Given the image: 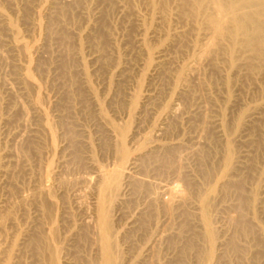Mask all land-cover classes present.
I'll return each instance as SVG.
<instances>
[{
  "label": "bare ground",
  "instance_id": "bare-ground-1",
  "mask_svg": "<svg viewBox=\"0 0 264 264\" xmlns=\"http://www.w3.org/2000/svg\"><path fill=\"white\" fill-rule=\"evenodd\" d=\"M2 1L0 0V44L7 45L9 52L12 53L25 51L26 45L19 39L14 23L3 11ZM4 1L9 4L14 13L23 12V9L19 10L15 7V0ZM25 2L28 6L33 4L32 1L30 3V0ZM38 6L40 10L37 11V14L41 15L43 10L48 17L47 26H45L49 33L48 37L56 44L58 43L62 49L64 58L61 68H59L60 65L57 66L59 75L55 76V82L62 89L64 99L68 102L76 94L81 103L85 105L87 98L85 99L84 94L86 92L89 95V100L97 105L96 95L90 86L87 71L84 69L80 52L82 48H75L74 41L77 42L75 44L82 46L81 40L85 38L88 41L91 40L93 43L91 44L94 46L106 44L116 51L114 43L111 45V42L108 43L109 38L110 41H115L114 37L112 39L113 32L111 31L113 29L109 27L112 16L126 30L137 32L131 48L146 54L143 64L146 68L144 69L149 73L148 76L153 79L158 78L161 82L166 79L171 81V94L155 118V127L153 126L150 134L141 136L142 139L139 138L140 136L138 137L141 142L136 138L138 129L131 133L127 129L116 126L102 113L99 114L100 119L104 122L103 126L106 127V133L108 132L113 140L109 146L113 155L112 162L106 165L90 163L94 170L93 175L89 179L86 178L87 181L83 178L84 181L81 180V183L83 182L89 187L88 192L91 193L89 198L85 196V193L82 194V191L87 190L85 189L86 185L81 184L85 186H83L85 190L82 189V191L77 186V184L80 185V180H77L78 183L76 182V189L78 187L79 190L72 189L75 181L70 184L65 182L66 180L63 181L66 187L70 186L71 188H69L74 191L73 201H75L76 207L80 211L83 208L85 210L82 229L90 240L91 254H88V257L80 255L81 257L78 260H73L74 262L66 259V256L62 259V264H146L150 261L148 259L152 255L156 243L161 240L168 242L172 239L176 240V237L178 239L182 237L180 240L184 239L182 249L178 248L181 249L179 251L181 257L180 253H177L181 263L183 256L185 258L191 255L195 258V264H222L225 255L230 252L235 255L238 264H264V227L257 220L258 213H264V161L262 165H257L255 161L256 155L260 151H264L261 134L264 128V87L260 83V81H264V0H51L50 3L48 0H39ZM76 16L86 21L87 28L85 27L84 31L71 33L73 27L70 29V26L75 22ZM34 25L36 24L34 23L32 26ZM2 33L9 37L10 42L3 38L4 34L2 35ZM106 34L109 38H106ZM157 43L160 45L158 46ZM152 44H156L158 47L153 50ZM1 49L3 50V48ZM5 51H0V60L6 63L11 58L5 54ZM180 54L181 56L185 54V59L182 60ZM16 55L14 54L11 68L15 77L12 78V81H3L6 94L14 99L16 96L19 97V91L22 95H28L29 90H33L34 93L38 91V85L29 72L30 62L27 60L26 65H19L16 63ZM142 56L144 55L142 54ZM95 62L97 63L99 60L96 58ZM118 73L122 75L123 70H118ZM210 73L220 77L222 82L220 88L205 80L207 74L210 75ZM231 78L234 79L233 84L230 83ZM246 82L250 84L247 86ZM110 83L108 80V88ZM232 86L246 94L257 91L259 97L246 103L244 98H240V95L236 97L232 95ZM154 94L152 95L154 96ZM152 95L151 93L144 95L145 97L141 99L138 95L131 98L129 115L132 116V114L148 108L152 102L151 99L153 100ZM219 95L222 96L221 103L218 102ZM183 100L189 102V104L185 103L188 104L187 107L181 104ZM14 103L15 107H11L8 114H13L15 110L24 118L27 114L25 103L21 101ZM37 105L38 103L35 102L34 110L40 113ZM29 113L27 115L31 114ZM228 113L231 115L230 117H228ZM10 116L7 117L12 119ZM15 116L17 117V115ZM28 117L21 118L23 125L29 121ZM8 118H5V121ZM185 122L191 125L192 133L190 132V134L193 136L187 132L191 136L188 140L174 138L177 126ZM173 125L176 127L173 128ZM68 127H66L68 134H70V130L75 133V130ZM26 130L11 132L9 135L11 141L19 144L36 139L39 141L40 131L50 133L46 125H42L38 131L35 129L26 132ZM129 142L133 143V148L128 146ZM13 143L11 144L14 145ZM70 144L72 145V143ZM30 145L33 146L32 142ZM145 146H148L149 153L141 154L143 151L140 153L139 149L145 148ZM35 148L38 150L37 146ZM13 149L5 151L3 156H1L3 153L0 154V173L4 177L14 176L21 165L23 167L22 163L25 159L22 160L23 156ZM188 160H193L196 163V175L193 174L194 171L187 170ZM170 174L171 179L167 181L165 176L168 178ZM160 188L166 192L165 199L163 198L164 202L161 203L165 219L173 221L174 219H169V216L172 217L171 214L176 212L170 203V198L178 197L181 200L183 222L180 223L182 229L178 233L173 228L177 234L172 229V225L169 226V230L168 226L164 228L162 224L164 229L158 233L156 231L157 234L152 237L150 246L148 245L146 251L144 250L146 255L142 259H135V257L133 259L124 252V247L120 244L123 234L119 231L120 228L119 230L115 228V224L124 213L125 201L132 194H143L147 199L144 201L148 204H145L144 201L143 204L148 205L149 208H146L148 214H145V206L142 204L144 207L141 206L138 210L141 215L138 216V219L141 220L140 217L144 215L141 225H145V215L148 219L149 213L152 214L150 221L155 217L153 212L157 211L156 216H158L159 200L155 199V191ZM64 189L68 190V188ZM46 193L39 189L34 198L35 200L48 198L42 202L44 203L41 204L42 206L40 205L44 212L48 213L52 212L50 208L52 209L51 205H54L50 200L51 197ZM191 194L193 198L190 197ZM226 197H232V202L224 201ZM85 198L88 200L85 201ZM192 199L195 201L194 206L188 207L186 204ZM171 202L173 201L171 200ZM6 204L9 206L8 203ZM8 208L10 209V207ZM8 208L3 203L0 204V220ZM223 214H227L230 218V225H232L230 229L232 230L228 231L225 229L226 227L223 228V224L219 226L222 221L218 223L217 218L220 219L219 216ZM136 215L135 213L134 216ZM193 218L195 220L197 218L196 223ZM150 221L148 223H151ZM130 224L132 225L130 226ZM134 224L131 220L130 227H128L135 229ZM140 224L138 223L139 226H141ZM135 225L137 228V224ZM146 228L143 227L145 233H147ZM2 229L0 227V231ZM134 229L132 230L134 231ZM53 233L52 229H49L46 236V231L42 229L37 235L29 234L27 242L24 241L26 247V243H29L30 247H28H32L33 249H31L37 253L39 264H61L60 252L51 242ZM25 234L26 232L24 237ZM3 245L0 244V264H17L18 262H11V256ZM157 253L156 255H158ZM18 256L20 258V255ZM16 259L18 260L17 257ZM227 259L229 260V258ZM17 260L14 259V261Z\"/></svg>",
  "mask_w": 264,
  "mask_h": 264
},
{
  "label": "rangeland",
  "instance_id": "rangeland-1",
  "mask_svg": "<svg viewBox=\"0 0 264 264\" xmlns=\"http://www.w3.org/2000/svg\"><path fill=\"white\" fill-rule=\"evenodd\" d=\"M25 1L23 0L14 1V5L17 9L19 10L23 9L22 10L23 12H21L20 14L14 13L12 9L10 8L9 4L6 3L4 0L2 1L3 3L1 2V7L3 11L7 14V16L14 23V26L16 27L15 28L16 32L18 33L17 35L19 39L26 45V48H25V51H19L16 53H12V52H9L10 50L8 49L7 45L3 46L0 44L1 45L0 49L3 48V50L1 49L0 51L6 50L5 54L9 55V57L11 58L7 60L8 62L6 63L0 60V63H1L0 64V148H1L0 150L3 151V152L1 151L0 154L3 153L1 155L3 156L9 149L15 148L16 150L13 149L15 152L20 153L19 155L25 157L23 158L20 156L22 160L25 159L24 162L22 163L23 167L22 165H21L22 168L20 167L22 171L19 168V170L14 174V176L10 175V176H5V177L4 175H2V173H0V202H1L0 204L3 203V205H6L7 208L10 207V209L8 208L6 210L7 214L5 213L2 216V219L0 220V223H1L0 227L3 228L1 230L2 231L1 234L3 235L0 234V242H1L0 244L1 245L4 244L3 246L7 248V249L6 248L4 249L7 250V252L11 256V262L12 261L18 262L19 264L20 263L21 264H39V259L36 257L37 253L34 252V250H32L33 249L32 247H31L32 249L29 248L30 247L29 243H26L27 245L26 247L24 245L25 243L24 241L27 242L29 234L31 236L32 234L37 235L39 231L43 229V231H46V236H47L48 230L52 229V232L54 233H53V238L51 242H52V245H54L59 250L60 252L59 258L62 264V259L65 258L66 256H67L66 259H68L69 261H73V260H78L81 256L88 257L91 254L90 240L88 239L87 236H85V234L83 233L84 230L82 229L83 227L82 219L84 218L83 216L85 215V212H84L85 210L83 208L80 211L76 207L75 201H73L74 200L73 190L74 189L79 190L80 188V190L82 191V189L83 190L87 189L86 191H82L83 192L82 194L85 193V196L89 198L91 194V193L89 194L88 192L89 187L87 186V184L83 182L81 183V180L87 181L93 175L94 170L92 169L91 167L92 165H90V163L95 162V164L97 165H106L107 163L112 162L113 155L111 154V150L109 146L111 145V142L113 140L109 136V133L108 132L106 133V127L103 126L104 122L100 119L101 113L103 114V116L111 120V122H113L116 126L127 129L131 133L134 130L138 129L136 138L137 140L139 138L142 139L144 135L150 134L152 129L155 127V118H157V115L162 110L161 107L167 101V99L169 98L171 94L170 93L171 92L170 90L171 81L166 79L163 82H161V80L159 81L158 78L153 79L148 76L149 73H147V70H145L146 68L144 67V64H143L144 60L146 59L145 57L146 54L140 52L139 50L134 51L131 48V44L133 43L134 36L137 35V32L134 30L132 31L126 30L120 24V22L116 18H113L112 16L111 20L109 21V27L113 29V31H111L113 32V35H114V36L112 35V39L114 37L115 41L114 42L112 40L110 41L108 34H106L107 35L106 38H109L108 43L111 42L110 45L114 43L113 45L115 46L116 51L115 50L113 51L111 47L109 48L108 45L106 44L94 46L92 45L93 43L91 42V40L88 41V39H85V38L81 40L82 46L75 44L77 42L74 41L75 48L76 47L82 48L80 49V52L83 58L84 69L87 71V75L90 81V86L96 95L97 105L92 100H89V95L86 92L84 94L85 99L87 98L85 105L81 103L78 95L76 94H75V97L73 99H70V101L68 102L66 99H64V94H62L63 93L62 89L55 82L57 75H59V71L57 72V66L60 65L59 68H61L62 59L64 58L62 56V49L60 48V45L58 43L56 44L54 40H51L48 37L49 33L47 32L46 27H45L47 26L48 17L45 11L42 10L41 15L37 14L40 10L38 9L39 0L38 1L30 0V3L31 1L33 3V4L28 3L30 4V6L26 5ZM48 2L50 3L51 0H48ZM35 3L37 6L35 5ZM25 5H26V8L24 9ZM24 10H26V12H24ZM12 12L14 13V15ZM74 20L75 22L72 23V26H70V29L73 27L71 29L73 32L71 31V33L78 32L81 30L84 31L85 27L87 26L86 21H84L79 16H76V19L74 18ZM33 22L36 25L32 26L34 24ZM123 28L125 29V31ZM3 34L4 33H2V35ZM3 38H5L6 40L9 37H6L4 34ZM8 40L10 42V39ZM157 45L159 46L160 43H157ZM157 45L152 44L151 48L153 47L152 49L154 50L155 47H158ZM20 52H23V53H20ZM14 54L15 55L17 54L16 55L17 64L23 66L27 64V60L28 62H30V69H29L30 75L32 76L36 84L38 85V91L36 93H34L33 90H29L28 95H22L20 94V91H19L18 92L19 97L16 96L15 99L11 98L10 96L6 94L5 89H4V84H3L4 80L12 81L13 80L12 78L15 77L13 75V69H11L13 59H14ZM142 54L144 56H142ZM184 55L185 54L181 56L180 54V58H182V60L185 59L186 57V55L185 56ZM96 58L97 60H99V62L97 63L95 62ZM118 70H123L122 75L118 73ZM108 80H110L111 82L109 88L107 87ZM205 80L209 84L211 83V85H215L218 88L222 86L221 79L216 74H211V73L210 75L207 74V76L205 77ZM230 83L231 84L234 83L233 78L230 79ZM260 83H261V86L264 87V84H263L264 81H260ZM246 84L248 86V84L250 83L246 82ZM238 91H239V88L237 89L232 86V95H234V97L240 95V98L242 99L244 98L243 100L246 103H250V101L256 100L259 97V94L257 91H253V93H251L252 95L250 93L246 94L245 92H242V91L238 92ZM150 93L151 95L155 93L154 96L152 95L153 100L151 99L153 103L151 102L148 108L144 109L145 111L144 110L141 111L142 113L137 112L134 115L132 114V116L129 115L130 99L133 98L135 95L140 96V99H141L145 97L144 95H147ZM220 96L221 95L218 96L219 103H221V100H222V96L221 97ZM13 100L14 102L21 101L25 103L24 105H25L27 114L28 112L31 113V114L29 113L31 116L27 114L26 116H24V118H27L29 116L28 117L29 121L25 125H23L21 121L24 119L23 115H21L18 111L14 110V113L17 112L15 113L17 117H18V114L20 115L19 116L20 118L18 117L19 119L15 115H13L14 113L8 114L9 109L11 107H15L14 105L15 103L14 102H13L14 104L12 103ZM35 102L38 103L37 106L40 109V113H37V111L34 110ZM185 103L189 104V102H186L184 100L181 104L182 105L184 104L185 106L184 105L183 106L187 107L188 104H185ZM182 105L181 107H183ZM99 110H101L100 113H99ZM229 113L231 114V112ZM230 114L228 117L231 116ZM10 115L12 116L13 120L11 118L10 119L8 118ZM5 118H8V119L5 121ZM42 125H46L47 128L50 130V133L48 131H45V132L40 131V133L38 134L39 141H37L38 139L31 141L33 146L30 145L31 142H28L29 144L25 142L22 144L21 143L19 144L18 142L13 143V141H11V138L9 137L11 132L14 133V131L16 132L19 130H26L27 128L28 129L26 130V132H30L35 129L38 131ZM181 125L180 126L178 125L179 127L177 126L174 138L179 137V139L185 138V140L186 139L188 140L189 137L193 136V134H190V132L192 131L190 130L191 125L188 124L187 122ZM66 127L75 130V133L73 132L74 134L72 133L71 130H70L71 132L69 131L70 134H73L75 136L73 135L71 136L70 134H68V131H66ZM175 127L176 125H173V128ZM262 130L263 132L261 134H262V139L264 143V128ZM185 134H187L188 136ZM187 142L188 141H186V143ZM11 143H13L14 145H12ZM70 143H72V145ZM36 146L38 150H36L35 148ZM128 146L130 148L134 147L132 142H129ZM145 150L146 151L148 150V146H145V148L141 147L139 149L140 153L142 151L144 152ZM36 151H39V152H36ZM146 151L144 153L142 152L141 154H148L149 151L147 152ZM21 153H24V154L22 155ZM256 156H257L255 158L256 164L262 165L264 161V151H260ZM187 165H186L187 170L189 172L194 171L193 174H195L196 173L195 171L197 169L196 163L193 160H188ZM24 167L26 168L24 169ZM165 178L167 179V181H169L171 179V174L170 176H168V178L166 176ZM77 180L78 181L80 180V183H79L80 185L77 184L78 183ZM61 181L68 182L69 184L74 183L75 181L74 183L75 188H73L74 185H72L73 190H71L70 186L66 187L65 186L66 184H64L63 182L64 184L63 185ZM76 184L79 187V188L77 187V189H76ZM81 184L86 185L87 188L83 185L85 187L84 189V187ZM64 188H68V190L70 191L68 192V190ZM39 189L43 190L45 193L47 192L46 194L51 197L49 198L53 202V205H54V206L51 205L52 209L50 208L52 212L50 211L48 213L44 212V209L40 207L41 204H44L42 202H45L48 198L47 199L38 198V200L40 201L35 200L34 197L36 195V192ZM161 190L165 192L164 189H161V188L155 191V199L157 201L159 200L158 205H157L158 206L157 208L158 216H156L157 211L153 212V216L155 213V217L152 216L153 218H155V220H153V218L151 219V221L149 220L150 216L152 215L150 213L147 219L146 215L148 213L146 212L148 211L146 210V208H149V207L148 205H146L147 206L146 207L143 204L144 200L147 201L146 197H144L145 195L138 194L139 195L138 196V195L132 194L128 196L126 200L127 202L125 201L126 204H124L123 206V212L126 214V216L124 213H122L118 219V222H116L115 224V228H117L118 230L120 228L119 231L121 232V234H123V237L121 238L122 241L120 240V244L124 247V252H126V254H128L130 257H133V259L134 257L135 259H140V258L142 259L146 255L144 254L146 253L145 249L148 248L147 247L148 245L150 246L152 237L156 235L158 232H161L162 229H164L165 227L167 226L171 227L172 225V229L173 228L176 229L178 233H180V230L182 229L181 223L183 222V218L181 217L182 216L181 215L182 214L181 200L178 197L170 198V203L172 204L173 208L176 209L175 210L176 212H174L175 214L173 213L174 215L171 214L172 217L169 216V219H174L173 221L167 220L163 217V214H162L163 205H161V203L164 202L163 198L166 192L163 193ZM190 197L193 198V195L191 194ZM88 198H85L86 199L85 201H87ZM225 199L224 201H226L227 203L228 202L231 203L233 200L232 197L231 198L226 197ZM171 200L173 202H171ZM3 201L5 202V204ZM146 201H144V203L148 204ZM13 202H15L14 203L15 205L13 204ZM6 203H8L9 206ZM188 203L186 205L188 207H191V206H194L195 201L192 199V201ZM141 204L144 205L145 207L142 206ZM141 206L144 207V209L146 210L145 211L146 220L144 221L145 225L144 224L141 225L142 221L144 220L143 219L144 215H142L143 217H140L142 218L141 220L138 219L139 218L138 216H141L139 214L140 211L138 212ZM138 207L139 209H137ZM142 210L143 209H141V211ZM135 213L137 214L136 216H134ZM129 215L131 216V218ZM175 216H178L181 219L178 217L175 218ZM219 217L220 219L217 218L218 223L222 221L221 225L219 224V226H222L223 224L224 225L223 228L226 227L225 229H227L228 231L232 230L230 229V226L232 228V225H230L231 221H230V218H228L227 214L226 215L223 214ZM135 218H137V220H135ZM131 220H133V224L135 221H136L135 224H137V228L135 224H134L135 229L132 228L134 229V231L129 228L132 225L130 224L129 226V223ZM147 220L150 221L151 223H148ZM196 220L195 218H193L194 222ZM257 220L260 223V225L264 227V213H258ZM153 221L155 223H152ZM156 221H157V224H156ZM165 221L166 222L168 221L169 224H167L168 222L166 223ZM137 222L139 224L141 223L140 224L141 226H139ZM162 224L164 228L162 227ZM138 227L140 230L138 229ZM143 227L149 228V229L147 228L145 229L147 233L144 232ZM170 227H169V230H170ZM176 230H174L175 233H177ZM25 232L26 234L24 237ZM176 238L178 239V237ZM181 238H179L178 240L172 239L173 242L170 240L169 241L170 243L168 241H162V240L159 241L160 243L159 242L156 243L154 245V251H153L155 254L153 252L151 253L152 255H150L148 259L150 261L147 260L148 262L146 264H177V262L178 264L179 263L180 264H183V263L184 264H195V258L194 256H191V255H188L185 258L183 256L182 263L178 260L181 257V252L179 251H181L182 249L181 246L184 245V239L180 240ZM50 239H51V235H50ZM21 244L24 246H22ZM10 247L12 248V250H9V251H12L13 252L12 254L11 252L8 251V249H11ZM25 247H26V250H25ZM179 247L181 248L180 250L178 249ZM19 250L20 251L22 250L21 251L22 254H20L21 252ZM156 253L158 255H156ZM177 253L178 254L180 253L179 254L180 257L177 256ZM228 253L225 255V259H223L222 264H238L237 263L238 261L235 258V255L230 252ZM16 254L20 255V258ZM16 257L18 258V260L16 259ZM227 258H229L230 261ZM14 259L17 261H14ZM78 264H82V263H78Z\"/></svg>",
  "mask_w": 264,
  "mask_h": 264
}]
</instances>
